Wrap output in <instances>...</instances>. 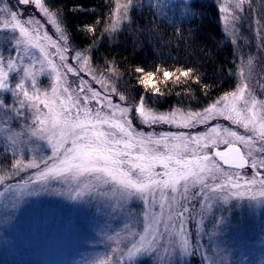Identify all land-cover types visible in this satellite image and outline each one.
Returning <instances> with one entry per match:
<instances>
[{"label":"snow or ice","instance_id":"6c2138e0","mask_svg":"<svg viewBox=\"0 0 264 264\" xmlns=\"http://www.w3.org/2000/svg\"><path fill=\"white\" fill-rule=\"evenodd\" d=\"M194 2L164 0L158 18L179 32L181 21L173 9H180V17L196 15ZM214 3L222 14L225 38L237 44V25L249 0ZM59 7L57 0H15L14 5L0 0V198L10 194L13 209L42 194L77 202L103 198L106 214L119 230L107 223L99 229L106 251L88 264H143L141 258H154L155 264H191L194 256L203 264H225L222 250L211 252L199 243L205 218L233 199L264 205V99L254 92L252 58L241 63L236 88L202 110L156 112L147 105L164 95L157 73L165 82L175 77L186 84L195 75L193 68H135L139 95L129 103L127 85L118 87L110 79L119 78L117 70L108 67L107 74L97 73L92 64L101 37L118 33L134 8L154 9L155 3L115 0L110 23L100 36L95 27L89 28L92 47L83 49L72 44L63 13L54 10ZM46 25L54 27L55 38ZM256 33L260 35L261 27ZM44 76L50 78L49 88L39 84ZM195 79L200 81L199 76ZM221 119L237 127L211 124ZM20 120L25 123L19 125ZM155 125H205L206 130L158 132ZM246 168L251 176L244 173ZM194 217H199L196 243L188 228ZM223 223V216L213 221V236Z\"/></svg>","mask_w":264,"mask_h":264},{"label":"rangeland","instance_id":"374dc122","mask_svg":"<svg viewBox=\"0 0 264 264\" xmlns=\"http://www.w3.org/2000/svg\"><path fill=\"white\" fill-rule=\"evenodd\" d=\"M158 1L163 5L164 0ZM199 1L214 3V0ZM8 2L14 5L15 0H8ZM173 2L182 4V0H173ZM214 4L217 6V3ZM244 8L245 12L237 25L238 42L233 45L236 57L241 58L237 59L236 86L239 83L241 63L251 57L254 92L259 99H264V88H261V85H264V47H261L264 44V40L261 39L264 37V0H249ZM37 18H40L38 11ZM256 21L260 22L259 25ZM46 27L49 34L55 38L54 27L50 25ZM257 27H261L259 36L256 33ZM94 68L97 73L102 72ZM85 79L90 78L85 76ZM110 79L113 83L115 82L113 78L110 77ZM13 81L18 82L15 76ZM92 83L94 88L100 89V85ZM39 84L42 88H49L50 78L41 77ZM4 98L6 102H10L8 97ZM127 98L131 103L132 98ZM113 99L114 102H119L115 96ZM218 99L220 97L211 103ZM147 107L160 113H168L173 109L200 111L204 108L190 109L173 106L156 109L149 105ZM217 122L237 127L223 119L211 121V124ZM24 123L23 120L18 121L19 125ZM134 124L143 128L144 131H149L146 126L135 120ZM153 127L158 132L206 130L205 125L195 129H177L169 125ZM237 130L243 132V129ZM25 158L29 159L30 156ZM244 173L251 176L252 170L246 168ZM27 200L25 204L13 209L10 194L0 198V264H88L98 256H103L106 251L99 229L105 227L107 223L112 229L119 230L118 224L106 214L103 198L91 201L86 198L84 201L77 202L68 200L66 196L42 194L39 197H29ZM138 203H133L132 207L135 208ZM220 216L224 217V223L219 225V232L213 236V221H219ZM198 219L199 217H194L188 221V228L193 234V243L197 242ZM199 243L206 249H211V252L222 250L221 255L225 259V264H260L261 259L264 258V205L252 207L247 198L233 199L229 204L224 205L223 210H218L214 216L205 218L204 232L200 233ZM141 259L144 261L143 264H155L154 258ZM191 264H203V262L199 256H194L191 258Z\"/></svg>","mask_w":264,"mask_h":264},{"label":"trees","instance_id":"16d2710c","mask_svg":"<svg viewBox=\"0 0 264 264\" xmlns=\"http://www.w3.org/2000/svg\"><path fill=\"white\" fill-rule=\"evenodd\" d=\"M152 2L156 5L154 9L134 8L129 14L130 22L118 33L112 34L110 39L101 37L99 49L92 53L94 67L105 73L108 67L116 69L119 78L114 79V83L118 87L127 85L125 95L132 98V102L138 100L139 95L135 68L143 67L145 71H156L157 65L169 71L193 68L195 75L186 84L177 82L175 77L165 82L162 74L157 73L158 86L164 95L148 104L156 109L173 106L198 109L234 90L236 75L232 73L237 71L236 52L222 32L217 6L213 2L196 0L191 7L197 14L184 17H180L179 8L173 9L181 21L177 32L176 25L158 18L165 10L163 5L158 0ZM57 3L60 7L54 10L63 13L64 27L71 35V42L80 49L92 47L93 34L88 29L95 27V35L100 36L115 8V0H57ZM81 8L82 11L78 10ZM195 76L200 77L199 82ZM185 79L181 77V81ZM3 163L7 165V160Z\"/></svg>","mask_w":264,"mask_h":264}]
</instances>
